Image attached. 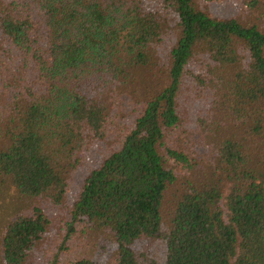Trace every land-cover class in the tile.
Instances as JSON below:
<instances>
[{
    "label": "trees",
    "instance_id": "16d2710c",
    "mask_svg": "<svg viewBox=\"0 0 264 264\" xmlns=\"http://www.w3.org/2000/svg\"><path fill=\"white\" fill-rule=\"evenodd\" d=\"M218 1L0 0V180L68 205L60 252L90 233L107 264H264V0ZM50 225L8 223L5 264Z\"/></svg>",
    "mask_w": 264,
    "mask_h": 264
},
{
    "label": "rangeland",
    "instance_id": "374dc122",
    "mask_svg": "<svg viewBox=\"0 0 264 264\" xmlns=\"http://www.w3.org/2000/svg\"><path fill=\"white\" fill-rule=\"evenodd\" d=\"M235 2L232 0H221L218 2H205L208 10L217 15H235ZM82 175L75 177L79 181ZM36 208L44 209L51 220L44 239L37 245L31 255L33 264H45L48 260L59 254L62 262L75 261L81 258H88L96 264H107L112 260L117 251L109 237L95 238L90 233L86 236L78 237L74 235L64 244L65 250L60 252V247L64 243L66 236L65 224L70 220L68 205L55 207L47 202L39 200H20L14 195L6 181L0 180V264H5L2 254V241L6 225L19 215H30ZM97 244V245H96Z\"/></svg>",
    "mask_w": 264,
    "mask_h": 264
}]
</instances>
